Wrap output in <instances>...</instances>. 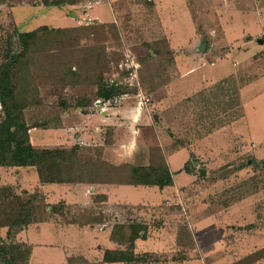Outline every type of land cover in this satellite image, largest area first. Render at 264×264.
Listing matches in <instances>:
<instances>
[{
  "label": "rangeland",
  "instance_id": "obj_1",
  "mask_svg": "<svg viewBox=\"0 0 264 264\" xmlns=\"http://www.w3.org/2000/svg\"><path fill=\"white\" fill-rule=\"evenodd\" d=\"M55 2L0 0V77L10 53L25 50L27 67L18 62L9 78L17 88L14 103H19L12 111L23 114L32 147L77 153L69 158L73 160L68 170L62 169V158L54 170L68 179L85 183L129 179L133 165L118 164L114 152L120 145L113 144L114 129L99 131L102 140L91 146L70 137L64 141L68 132L76 134L69 131L73 124H83L68 121L66 113L76 114L78 109L84 116L103 113L107 106L98 102L108 104V90L116 96L107 109L117 107L127 95L139 99L144 95L156 104L155 124L165 136L173 134L170 149L201 142L191 147L196 181L184 187L183 205L156 207L146 212L148 218L153 216L151 221H144L155 233L179 229L184 248L172 251L171 235L160 250L163 236L156 233L161 239L144 243L142 251L152 252L140 253L136 264H169L171 259L176 264H264V0H69L73 4L52 6ZM41 26L56 33L24 46L21 34ZM203 41L206 49L200 52ZM231 68L243 90L244 117L206 141L198 140L207 134L210 123L226 118L223 111L232 98L231 86L223 94L215 91L216 85L186 99L189 94L183 91L193 86L188 92L192 93L197 86L192 77L188 83H180V78L192 70L200 72L202 80L210 72L222 78ZM172 83L169 91L160 90ZM5 117L0 94V123ZM148 136L154 139L153 133ZM251 137L261 144L259 148H254ZM161 152L157 146L151 149L152 165H161ZM178 156L173 160L176 170ZM44 184L75 185L42 183L33 166L0 167V264H27L31 250L27 243L40 244L35 246L33 262L61 261L63 231L38 233L53 227L50 207L76 215L72 221H97L88 213L80 219L81 207L71 202L69 207L64 205V200L72 201L75 191ZM143 209L136 207L133 221L144 220V215L139 217ZM154 243L156 247L150 249ZM169 251L174 256H167Z\"/></svg>",
  "mask_w": 264,
  "mask_h": 264
},
{
  "label": "crops",
  "instance_id": "obj_2",
  "mask_svg": "<svg viewBox=\"0 0 264 264\" xmlns=\"http://www.w3.org/2000/svg\"><path fill=\"white\" fill-rule=\"evenodd\" d=\"M249 43L252 44V42ZM214 69H216V67H214L211 71H214ZM232 69L233 68L228 71L227 76L222 78H214L212 75L213 72H208L209 76H206V79L203 80L201 79L200 72H197L195 70L188 71L182 74L179 81L180 83H188V81L191 80L192 77L193 81H195L194 86H197L195 89H193L192 93L188 92L193 86L191 88H186L185 91H183V93L185 92L186 94H189V97L186 96V99H193L203 91L209 90V87H214L226 79L234 78L235 75L230 73ZM196 73H199V75L195 76L194 78L193 75ZM212 79L215 80L212 81ZM173 83L170 85L161 86L160 90L164 92L169 91V89H172V85L176 84ZM209 83H211L212 85L210 84L211 86H209ZM202 87L204 88L200 90V88ZM242 91L243 90L240 87V97H242ZM183 93H181L180 95L183 96ZM191 94H193L194 96H191ZM138 97L139 95L133 97L127 95L126 97H122L120 100V104L118 103L117 107L109 108L110 110H107L108 112L105 113L98 112L97 114L84 116L79 109L76 111V114L66 113L68 121L74 122L75 120H77L75 121L76 124L77 122L81 121V123H83L85 126L81 124V126L78 127L73 124V126L70 127L69 131H75L76 134L73 135L68 132V135L65 134L67 137L64 139V141L67 140V138L69 139L70 137V140L72 141L77 139L75 140V142L82 141L85 146H91L93 142H99V140H102L100 132H103L106 127L113 128V144L114 146L120 145V148L115 149L114 152L116 160H118L119 162L118 164H122L125 162L135 167L150 168L152 166L150 151L153 147L157 146L162 151L161 153L164 159V163L167 170L172 176L173 184L165 187L105 183H80L75 185L44 184L45 186L43 187L60 188L62 190L71 192L75 191L76 194L75 196H72V201L64 200V205L69 207L71 202L74 206L77 205L81 207V211H79L80 214L82 213L80 219L87 218L85 216V213L96 216L98 217V219L97 221L91 223L82 224L80 222L72 221L73 219H75L73 217L76 215L67 213L65 211L58 212L55 211V209H52L53 207H50L49 222L51 223L49 224L53 227L42 228L38 231V233L49 231H52L51 233H60L59 230H62L63 232L61 239L63 247L61 245L60 247L64 249V254L62 255L61 261H53L52 263L41 261L33 262L32 258L34 255L35 246H40V244L38 243L37 245H33L24 241L31 249L29 264H136L138 261H140V258L138 257L140 253L152 252V250L146 251V249L142 251L144 243L148 241H159L161 239L158 238L157 240L156 233H160L163 236L160 250H164L166 238L171 235L174 238V241L172 238L173 245L171 247V250L179 251V249L184 248L179 243V229L176 232V229L168 227L167 229H156L155 233V231L148 225L149 223L147 224V222L145 223L144 221L150 220V218L153 217L151 216L150 218H148L149 214L146 212H152V210L156 207L158 208L162 205L166 208H170V205H175L177 207L183 205V195L187 191L184 187H188V185L194 186L196 181V177L191 169V166H196V163H193L191 161V157L195 154L194 150L191 147L197 145L201 141H197L196 143H194V145L192 144V146L187 144L180 146L177 149H170L168 146L173 143V134H169L170 138L167 137V135L165 136V134L163 133V128H160L159 125L155 124L153 112L155 111L156 104L149 103L150 99L145 97L144 95L142 99H139ZM132 98L136 99V101H132ZM160 110H162V108ZM243 117L229 125L217 128L211 133H207L198 140L206 141L209 137H213V135L217 131L232 126L236 122L240 121ZM87 121L90 123L88 127H86L88 123H85ZM57 131L58 130H56L55 133ZM149 133H153V140L148 136ZM119 139L121 141L118 142ZM252 143L254 148L256 149L261 146V144L254 141V139L252 140ZM178 155H180V159L178 160L176 170L174 169V167L175 161L179 157ZM173 160L175 161L173 162ZM179 179L182 180V183L180 184L178 183ZM59 203L61 202L59 201L55 204ZM139 206L144 208L143 211L145 213L142 215L139 214V217L144 215V218H142L144 220L133 221V218L137 217L135 214L137 212L136 207ZM66 210L69 211V209ZM67 219H70V222H68ZM135 223L144 225L146 228V232H142L140 234L141 237L132 242L131 240H129L131 231L130 226H133V224ZM118 226L125 227V234L128 236V238H126L125 240H122L120 238V235L115 239L112 238ZM187 229L189 230L190 228H186V231L188 233L190 231V233H192L194 237L193 231L191 229L188 231ZM74 231H76L77 234H72ZM143 235H145V238L142 237ZM155 247L156 244L154 243L153 245H151L150 249H153ZM190 249L196 251L195 248ZM107 253H112L115 255L128 253L134 256V260L130 262H108L105 259ZM166 255L170 257L174 256V254H170V251ZM206 258L207 255L203 256L202 259L205 261ZM171 261L172 262H170L169 264H176V260L171 259ZM197 262L200 263L201 261L197 260ZM185 264H189V262H186Z\"/></svg>",
  "mask_w": 264,
  "mask_h": 264
},
{
  "label": "trees",
  "instance_id": "obj_3",
  "mask_svg": "<svg viewBox=\"0 0 264 264\" xmlns=\"http://www.w3.org/2000/svg\"><path fill=\"white\" fill-rule=\"evenodd\" d=\"M69 0H56L52 6H62L64 4H73L68 2ZM46 3H48L46 1ZM48 6L50 4H47ZM56 33L53 29H49L47 26H42L40 28L35 29L32 32H27L25 34H21L20 39L21 42L25 45L34 41L36 39L40 40L41 36H52V34ZM29 49V48H28ZM27 52L22 50L20 54L10 53V62L5 64V70H3V74L0 77V81L5 83V87L1 86L0 82V94L1 100L3 104V109L5 111L6 117L3 122L0 123V167L4 166H16V167H28L33 166L37 167L39 177L42 183H69V184H90L93 182H84L83 180H75L68 179L63 177L62 172H54L57 164L59 162H63L62 169L68 170L69 163L73 160H69V158H76L77 153H70L63 151H40L35 150L30 144L29 138V128L27 123L25 122L23 114L20 112V116L18 113L12 111L17 110L16 106L19 103H14L16 98L18 97L17 88L14 86V82L11 81V77L9 78L11 70L20 62L25 67H27ZM13 63V65H12ZM15 63V64H14ZM23 68V69H24ZM8 76V77H7ZM235 78L226 79L215 87V91L218 93H224L226 87L231 86V100L227 104V108L223 111V114L226 116L224 120L219 122L210 123V128L206 133H211L213 130L229 125L241 117H243L244 111L241 104L240 97V88L234 81ZM109 89V87H106ZM115 94H111L108 90L105 93L106 100H112L115 98ZM21 98V96H20ZM216 99L218 96L215 97ZM219 99V98H218ZM10 103V104H9ZM218 107V104L216 105ZM24 108L20 104V111ZM201 120L207 121V118L201 117ZM159 149V148H158ZM161 152V150L159 149ZM62 158V160H58ZM163 159V156H162ZM131 170V176L129 179L121 180L119 182L114 181L113 179L101 180L94 182L93 184H125V185H145V186H159L165 187L173 184V179L169 171L167 170L164 159L161 162V165L157 167L152 165L150 168H141V167H129ZM75 222V221H74ZM84 224V223H82ZM131 231L129 235V240L134 242L136 239L141 237L142 232H146V228L144 225L135 223L133 226H130ZM125 227L118 226L116 228V232H114L112 238L115 239L120 235L122 240L128 238L125 234ZM146 235V234H145ZM145 235L142 237L145 238ZM30 250L27 251V258L29 260ZM106 261H127L130 262L134 260V256L128 253H121L119 255H115L112 253H107L105 257ZM28 260L26 261L27 264Z\"/></svg>",
  "mask_w": 264,
  "mask_h": 264
},
{
  "label": "water",
  "instance_id": "obj_4",
  "mask_svg": "<svg viewBox=\"0 0 264 264\" xmlns=\"http://www.w3.org/2000/svg\"><path fill=\"white\" fill-rule=\"evenodd\" d=\"M259 42L261 44H263V41L262 40H260ZM205 49H206V41H203L202 44L199 47V50H200V52H205Z\"/></svg>",
  "mask_w": 264,
  "mask_h": 264
},
{
  "label": "built area",
  "instance_id": "obj_5",
  "mask_svg": "<svg viewBox=\"0 0 264 264\" xmlns=\"http://www.w3.org/2000/svg\"><path fill=\"white\" fill-rule=\"evenodd\" d=\"M98 103H99V104H105V105L108 107L109 103H112V101H111V100L108 101V104L103 103V102H98ZM107 107H106L105 109H103L101 112H107V110H109V108L107 109Z\"/></svg>",
  "mask_w": 264,
  "mask_h": 264
}]
</instances>
